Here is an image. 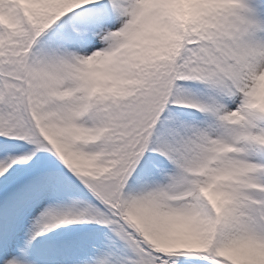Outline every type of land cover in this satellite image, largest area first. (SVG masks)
<instances>
[{
	"label": "snow or ice",
	"instance_id": "6c2138e0",
	"mask_svg": "<svg viewBox=\"0 0 264 264\" xmlns=\"http://www.w3.org/2000/svg\"><path fill=\"white\" fill-rule=\"evenodd\" d=\"M0 264H264V0H0Z\"/></svg>",
	"mask_w": 264,
	"mask_h": 264
}]
</instances>
